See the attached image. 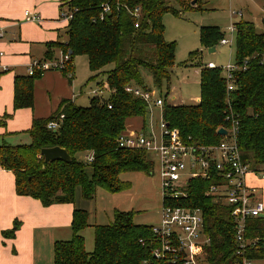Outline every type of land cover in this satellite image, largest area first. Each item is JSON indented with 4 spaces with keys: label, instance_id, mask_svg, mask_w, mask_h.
Instances as JSON below:
<instances>
[{
    "label": "trees",
    "instance_id": "16d2710c",
    "mask_svg": "<svg viewBox=\"0 0 264 264\" xmlns=\"http://www.w3.org/2000/svg\"><path fill=\"white\" fill-rule=\"evenodd\" d=\"M190 1L194 2V8L200 9L199 0H63L61 6L72 12L65 27L66 40L47 44L48 48L55 47L61 54L69 55L64 69L59 71L71 80L73 58L85 55L92 73L90 79L104 73L105 80L99 86L110 94L107 98L91 97L87 106L62 100L49 117L32 120L25 131L29 142H0V165L12 172L17 195L37 199L43 206L73 204L78 189L82 199L92 200L98 188L109 193L128 189L130 183L120 179L124 172L151 174L154 163L146 151L117 145L119 134L126 130L127 118L142 117V127L146 125V102L125 90L127 85L147 86L143 69L150 73L152 86L163 98L161 117L167 126L179 129L192 143L215 144L222 139L217 129L226 125L225 115L232 111L238 117L237 139L242 159L253 171H264V32L257 31L253 22L240 19L234 23V64L238 69L233 73V90L226 91L221 68L200 66L201 63L192 60L197 54L191 53L184 65L201 67L199 101L171 104L166 100L175 64V45L164 38L162 18L166 12L179 14L173 4L179 9L191 10ZM103 4L109 5L110 10L101 17ZM136 8L137 17L133 15ZM222 38L217 27L200 28L204 46L213 47ZM45 59L59 57L47 51ZM109 64L112 67L106 70ZM41 74L15 76L14 109L33 106L34 81ZM163 87L166 88L164 95ZM60 115H63L61 120ZM9 116L4 114L0 123ZM52 120H58L56 129L47 128ZM53 146L64 148L71 160L46 162L40 150ZM90 154L93 160L87 162L86 156ZM78 155H83L86 162ZM86 166H90L91 174L87 173ZM213 181L210 177L190 179L187 201L202 210L204 232L211 237L205 247L208 261L228 264L234 248L235 221L232 209L214 202L208 193ZM134 214L132 210H115L112 222L93 225V250L87 252L81 232L89 225V214L86 209L75 206L71 237L54 241L53 264H140L148 252L147 245L140 244L139 240L150 238L152 225L134 223ZM262 222L261 217L247 221V234L259 238L250 253L253 259H264ZM19 226L20 222L14 220L2 235L13 237Z\"/></svg>",
    "mask_w": 264,
    "mask_h": 264
},
{
    "label": "built area",
    "instance_id": "2783aa9c",
    "mask_svg": "<svg viewBox=\"0 0 264 264\" xmlns=\"http://www.w3.org/2000/svg\"><path fill=\"white\" fill-rule=\"evenodd\" d=\"M109 5L103 4L101 17L109 12ZM31 21L38 22L39 16L29 15ZM72 12L62 11L60 17L68 20ZM133 15L137 17L136 8ZM138 22L135 23V27ZM235 33V26L228 27ZM0 27V38L3 36ZM231 42L222 38L221 44ZM3 52L0 50V58ZM68 54H61L58 60L33 61L27 70L28 75L46 70L64 69ZM264 60V56H263ZM208 68H216L212 62L206 64ZM238 67L227 65L222 67L226 81V91L234 89L233 73ZM99 87V86H98ZM92 88L89 93L92 97L104 98L100 88ZM126 92L139 97L147 106L162 108L163 98L159 91L150 86L127 85ZM110 93V92H109ZM110 107V105H109ZM63 115L59 116V120ZM226 125L220 126L226 130L222 139L210 145H199L185 139L179 129L169 127L161 119L159 123V140L153 132L138 130L123 131L117 138V145L122 148L142 149L156 154L159 163L161 210L157 224L151 226V236L148 240L141 238L140 244L147 245L148 257L141 260L140 264H210L207 259L205 247L211 242V237L204 232L203 214L200 207L191 206L187 201L188 182L193 178H211L208 193L213 201L230 207L231 215L235 221L234 248L228 264H254L250 256L251 250L258 245V237L251 238L248 234L247 221L250 218L260 217L264 214V201L257 194V188L246 183L249 173L264 178V171L255 172L250 165L242 159L238 145V117L229 111L225 115ZM58 120L49 121L48 129H56ZM217 129V131L219 130ZM92 155L86 156V161L91 162Z\"/></svg>",
    "mask_w": 264,
    "mask_h": 264
},
{
    "label": "crops",
    "instance_id": "0c3cea01",
    "mask_svg": "<svg viewBox=\"0 0 264 264\" xmlns=\"http://www.w3.org/2000/svg\"><path fill=\"white\" fill-rule=\"evenodd\" d=\"M62 2L0 0V27L4 32L0 38V50L3 52L0 58V119L4 114H10L0 123V142L27 143L30 137L25 131L30 128L34 118L49 117L62 100H71L83 106L78 97L84 94L89 100L92 97L89 91L83 92L75 84V69L71 80L59 70H46L34 81L33 106L13 108L15 76L26 75L33 61H45L47 51H52L56 58L60 56H56V50L48 48L47 44L66 40L67 20L60 17V13L66 10V7L61 6ZM25 12L38 15L40 20L31 21ZM90 80L89 76L86 82ZM134 118L141 117L127 118L125 129L131 131L143 128L147 131L146 126L137 129L136 126L128 127L127 121ZM249 174L260 179L253 173ZM255 188L261 198L262 193L259 194L258 187ZM75 206L86 209L78 200H75ZM73 208L72 203L43 206L37 199L17 195L12 172L0 165V264H53L54 241L71 237ZM14 220H18L20 226L13 237L5 238L2 232L10 229Z\"/></svg>",
    "mask_w": 264,
    "mask_h": 264
},
{
    "label": "rangeland",
    "instance_id": "374dc122",
    "mask_svg": "<svg viewBox=\"0 0 264 264\" xmlns=\"http://www.w3.org/2000/svg\"><path fill=\"white\" fill-rule=\"evenodd\" d=\"M173 5L179 14L166 12L162 18L164 38L175 45V64L171 70L166 100L171 104H193L199 99V67L184 65L188 62L190 54H197L192 60L194 63L197 61L201 63L200 66H205L208 62H212L219 68L233 65L236 36L235 33L228 30V27L231 24L234 25L236 21L244 19L252 21L257 31L264 32V0H199L200 9L194 8L195 5L190 1L188 8L191 10L179 9L177 4ZM202 26L217 27L220 34L231 42L223 45L218 41L213 47L204 46L200 41V28ZM51 49L56 50V56L61 55L57 48L52 47ZM73 64L75 69L74 82L83 92L90 91L92 87L97 88L100 81L105 80L106 76L103 73L96 79L86 82L92 73L88 69L85 55L75 56ZM111 67L112 64H109L105 66V69ZM142 73L144 84L154 87L150 73L145 69L142 70ZM101 89L104 98H107L110 94L109 91L105 88ZM161 91L164 95L166 88L163 87ZM78 99L83 106L89 104V99L85 94ZM160 110L161 108L150 106L145 116L146 130L153 132L156 140H159V123L162 119ZM143 122L142 117L140 119L134 118L127 121V126L132 128L136 126L137 129L142 127ZM78 157L86 162L83 155H78ZM149 158L154 163L151 174L128 171L120 175L121 180L130 183V187L126 190L109 193L98 188L92 200L82 199L79 189L77 190L76 200L86 206L85 208L89 213V225L82 231L87 252L93 250V225H104L112 222L115 210L134 211V223L136 224L154 225L159 222L162 200L159 163L156 154L153 152L149 153ZM86 171L91 174L90 166H86ZM246 183L258 187V193H262V200L264 201V178L258 179L249 174L246 177ZM73 204L75 207V202ZM262 228L264 231V218ZM253 262L254 264H261L264 259H254Z\"/></svg>",
    "mask_w": 264,
    "mask_h": 264
},
{
    "label": "water",
    "instance_id": "95a60500",
    "mask_svg": "<svg viewBox=\"0 0 264 264\" xmlns=\"http://www.w3.org/2000/svg\"><path fill=\"white\" fill-rule=\"evenodd\" d=\"M192 4H194V2H192ZM211 50L213 51L214 49ZM70 53L71 52H69V54ZM218 134L225 135L226 130L224 128H219ZM40 154L44 157L46 162L55 160L69 162L71 160V156L66 152V150L59 146L41 148ZM260 217L264 218V214H261Z\"/></svg>",
    "mask_w": 264,
    "mask_h": 264
}]
</instances>
